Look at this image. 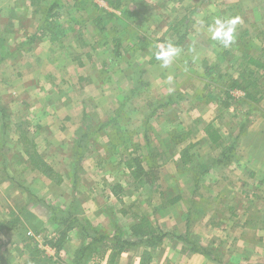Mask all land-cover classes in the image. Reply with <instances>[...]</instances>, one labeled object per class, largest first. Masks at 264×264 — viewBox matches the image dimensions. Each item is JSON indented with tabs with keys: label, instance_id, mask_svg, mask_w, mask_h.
I'll return each mask as SVG.
<instances>
[{
	"label": "rangeland",
	"instance_id": "1",
	"mask_svg": "<svg viewBox=\"0 0 264 264\" xmlns=\"http://www.w3.org/2000/svg\"><path fill=\"white\" fill-rule=\"evenodd\" d=\"M53 3L57 9L52 12L58 17H50L49 22L56 27L53 33L41 35L39 28ZM97 17L102 19L104 32L98 30ZM217 18L239 21L235 42L227 48L207 32L206 26ZM243 31L255 36L245 42V53L257 55L254 46L264 49V0H0V38H5L0 41V59H4L0 64V165L5 167L1 170L0 166V177L6 174L5 179H13L9 176L13 175L18 179V192H22L15 195L16 205L10 203L12 187L0 182V232L4 228L21 232L27 238L23 243L30 247L23 251L18 248L22 239L0 235L1 259L7 264L94 262L89 258L77 263V251L85 242L76 230H69L74 222L54 223L52 219L57 217L50 212L51 208L64 211L71 207L79 222L90 223L81 215L93 204L80 197L70 202L66 198L69 189L58 198L56 186L60 183L56 179L50 181L38 170L29 172L28 166L24 167L18 127L31 136L50 168V164H124L128 170L118 174L134 195L142 192L135 183L139 180L165 181L161 185L165 193L176 196L187 186L166 188L172 179L196 182L221 178L224 157L229 158V164H250L237 141L249 125L264 132V70L253 75L256 86L248 91L253 99L262 98L255 105L247 93L244 98L251 103L241 100L243 92L229 89V78L237 79L241 72L237 65L231 68L227 61L217 59L223 58V51L240 54L238 35ZM116 39L121 42L119 56L114 50ZM162 40L181 42L180 54L167 68L158 60L150 64ZM210 68L215 73L207 71ZM169 96L173 102L165 105ZM47 114H51L45 119L51 142L57 146L65 142L56 151V147L43 148L41 117ZM252 116L257 117L253 122ZM207 125L220 137L216 143H203ZM228 146H233L232 150L225 152ZM132 159L137 164H128ZM129 168L137 171L138 180L132 178ZM236 176L228 177L226 183L238 186ZM35 178L36 190L47 193L34 197L36 213L30 218L26 209L19 207L29 192L23 184ZM196 188L199 194L211 196L224 191L210 182ZM158 190L164 192L162 187ZM228 190L240 192L231 184ZM105 200L103 205L110 208L111 202ZM125 202L118 208H129L130 198ZM133 206L139 212L140 205ZM59 236L60 250L53 251L47 243Z\"/></svg>",
	"mask_w": 264,
	"mask_h": 264
},
{
	"label": "crops",
	"instance_id": "2",
	"mask_svg": "<svg viewBox=\"0 0 264 264\" xmlns=\"http://www.w3.org/2000/svg\"><path fill=\"white\" fill-rule=\"evenodd\" d=\"M244 32L238 35V43L245 45V42L255 39V36L251 37V32ZM4 40V37L0 38V41ZM254 49L258 52L254 57H257L262 49L256 46ZM229 53L233 55L231 52ZM236 56L240 57L241 53ZM236 61L240 65L241 59H236ZM3 62L4 59H0V64ZM237 70L241 71L242 68L239 69L237 66ZM239 94L241 95L240 92ZM244 94L243 92L241 100L250 102L244 98L246 97ZM260 99H254L255 103L252 104L256 105ZM251 113L255 115L256 112L252 110ZM50 115L41 117L40 134L44 137L43 148L56 147L54 150L56 151L58 147L62 148L65 142L60 141L58 146L51 142L52 134L45 127V119ZM256 118V116L250 117L251 122ZM204 137L205 139L202 138L203 143L210 144L208 138ZM237 142L242 156L248 157L246 161L250 164H222L219 171L221 178L193 181L196 187L209 182L213 186H221L224 191L220 196L199 194L193 182H184L178 179H172L165 185L166 188L174 189L187 186L186 190H179L176 196L166 194V189L164 190V187L161 186L165 184V181L159 180L135 182L141 186L142 192L134 195V193L128 192V186L126 187L125 181L118 174L119 170H128V167H123L124 164L50 165L60 174L62 180L56 186L60 189H56L58 193L60 192L57 195L58 198L65 193L66 189H69V192L67 191L69 196L64 195L70 202L76 201L75 197L77 199L80 197L83 202L93 204L92 208L88 205L89 210H82L81 216L87 218L94 228L107 231L111 234L110 236H113L114 230L112 229H115L116 225L121 230L128 232L129 227L137 224L140 218L147 217L153 226L168 234L157 248L139 245L122 253L113 262H109L110 252H108L99 264H264V156H262L264 154V132H258L253 124L249 125L238 137ZM256 152H261L260 157L255 156ZM240 159L237 158V161ZM258 161L260 162L258 163ZM0 166L1 170L5 169L4 164ZM28 171L31 172V169L29 168ZM32 174L35 177L34 173ZM233 175H237L238 186L231 182L229 184L236 187L237 190L240 189L239 193L228 190L229 184L226 182H229L228 177L231 179ZM9 176L18 182V179L13 175ZM5 180L2 178V183L7 184L9 188L12 187L14 195L13 201L10 199L12 196L8 199L10 203L15 204L17 203L16 196L21 195L22 192H18L16 185L13 187L6 183L11 182L10 178ZM36 184V178L27 180L23 184L29 192L26 191L21 206H18L20 209L25 208L30 218H34L36 213L34 197L45 196L47 193L45 191L43 194L41 188L36 190ZM45 185H47V189H50V182L46 181ZM114 187H117L116 192L113 190ZM159 187L163 188L162 195L158 190ZM28 193L32 196H29ZM103 194L105 196L102 197ZM128 198H130L129 203L131 204L129 208H125V210L118 208V205L126 203ZM105 199L111 202L110 208L106 209V205H103ZM138 204L140 210L135 212L136 206L133 205ZM78 213L80 214L81 210H78ZM79 214L78 216H80ZM0 235L5 239H22L21 242L18 241V244L21 245L18 248L23 251L30 249L23 243V241H27V238L21 232L4 229ZM192 248L205 250L208 255L195 253ZM3 252V248L0 247V264H7L8 261L1 259ZM95 263L93 262V264Z\"/></svg>",
	"mask_w": 264,
	"mask_h": 264
},
{
	"label": "trees",
	"instance_id": "3",
	"mask_svg": "<svg viewBox=\"0 0 264 264\" xmlns=\"http://www.w3.org/2000/svg\"><path fill=\"white\" fill-rule=\"evenodd\" d=\"M56 9H57V5L55 3L51 4L47 13L45 14L43 23L41 24L39 28L41 35H43V33L46 31L48 32L51 31V33H53L52 31L53 27H56V26L51 21L49 22V19L50 17H58V15L56 14L57 12H52ZM95 21H96L99 32H104L106 28L104 26H101L102 19L97 17ZM244 33H246V31ZM34 38L35 37L31 38V40H33ZM120 43L121 42L119 39H116L114 42L115 44L114 50H115L116 56H119L118 49L120 47ZM167 43H172L174 46L179 47L181 42L179 41L175 43L169 40H162V44H167ZM245 46L246 44L244 45V43L240 44V47L238 49L241 53L240 57L230 55L229 52L223 51L222 52L223 58L217 57V59L220 61H223V60L227 61L228 64H231L229 65L231 68L232 67L234 68L236 65L239 67V69L242 68L237 79L229 78L228 81L231 83L229 89L239 90L241 92H244L245 94L246 93L248 94V91H250L251 89L252 90L255 89V86H256L255 85L256 81L252 78L253 75L258 70H264V64H263L264 63V57H263L264 49L260 51V54L257 57H254V56H248L245 53L246 52ZM224 57H228V60L224 59ZM236 59L237 60L241 59V61H239L240 65H238L237 62L235 64L231 63L234 60L236 61ZM155 61L156 59L154 56L150 64H153ZM217 68H218V65H217ZM207 71L215 73V70L213 68H210V70H207ZM248 98L254 101V99L252 98V95L248 94ZM172 102H173V98L172 96H169L166 100L165 105H169ZM212 127H213L212 125H207L203 129V132L210 142L216 143L219 140V137L217 136V134L215 133ZM17 130L19 132V136H18L19 144H21L22 153L25 156L24 165L28 166V168H30L31 171L38 170L42 175H44L50 181L56 179L57 180L56 183H61L62 180H61L60 174L55 172L52 167L51 169L49 164H47V162L43 158V156L40 153H38V151L36 150L35 142L31 138V136H29L28 133H25L21 127H18L16 131ZM232 147L233 146H228L225 149V152L232 150ZM224 159L225 161L222 164H229V158L224 157ZM136 161L137 160L135 159L129 160L128 164H133V163L137 164ZM140 166H138L139 167L138 169L142 173L143 168ZM129 169L131 170L132 178L136 180L139 179V174L137 173V171L131 168ZM5 175L6 174H4V176ZM5 178L7 177L5 176ZM10 181H11L10 183H13L14 180L10 178ZM0 182H2L1 177H0ZM14 185L17 186L15 181H14ZM17 187L20 188V186H17ZM115 189H117V187L113 188L114 192H116ZM28 195L30 196L31 194L28 193ZM70 208L71 207H69L67 210H64V211L58 208L56 209L51 208L50 212H51V215H53L52 211H54L55 212L54 216L57 217L56 219H52L54 223L63 222L66 224L68 222L70 223L74 222V225H72L69 230L71 229L76 230L78 236L81 237L82 242H85V244L82 245L77 251V256H76L77 263L78 262L83 263L84 260L92 258V260L96 262L95 264H99L108 252H110L109 262H113V260L116 257L120 256L122 253L128 252L131 248L139 246V245H146L151 248H157L161 245L162 241L168 236V234L163 233L156 226H153L147 217L140 218L137 224H134L129 227L128 232L123 231L119 227L115 226L113 236L103 234V233L101 234V232H98L97 229L92 227V225L89 222H84V221L79 222L78 218L74 216L73 214V209H70ZM4 229H7V228H4ZM8 230H11V229H8ZM61 235L64 236L63 234ZM55 241H56V244H55ZM61 241H62V238L61 236H59L53 242L51 241L48 242L47 245L49 246V248L54 249L55 251H59L60 250L59 245ZM192 251L195 253H200L204 256L208 255L207 251L201 250L198 248H194V249L192 248Z\"/></svg>",
	"mask_w": 264,
	"mask_h": 264
},
{
	"label": "clouds",
	"instance_id": "4",
	"mask_svg": "<svg viewBox=\"0 0 264 264\" xmlns=\"http://www.w3.org/2000/svg\"><path fill=\"white\" fill-rule=\"evenodd\" d=\"M238 19H215L214 23L207 25V32L213 41L219 42L223 47L227 48L235 42L236 26ZM201 27H205L204 21H200ZM181 49L172 43L158 45V51L155 53V59L161 62V67H169L174 59L180 54ZM169 83L172 77H168Z\"/></svg>",
	"mask_w": 264,
	"mask_h": 264
},
{
	"label": "built area",
	"instance_id": "5",
	"mask_svg": "<svg viewBox=\"0 0 264 264\" xmlns=\"http://www.w3.org/2000/svg\"><path fill=\"white\" fill-rule=\"evenodd\" d=\"M27 236H28V237H31L32 235H31V233H27ZM53 251H54V250H53Z\"/></svg>",
	"mask_w": 264,
	"mask_h": 264
}]
</instances>
